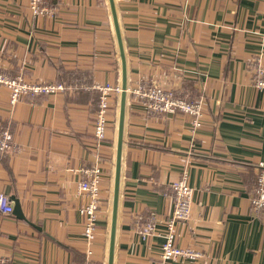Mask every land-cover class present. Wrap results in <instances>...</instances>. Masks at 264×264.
I'll list each match as a JSON object with an SVG mask.
<instances>
[{
    "label": "crops",
    "instance_id": "1",
    "mask_svg": "<svg viewBox=\"0 0 264 264\" xmlns=\"http://www.w3.org/2000/svg\"><path fill=\"white\" fill-rule=\"evenodd\" d=\"M0 0V71L72 89L10 103L0 85V131L16 148L1 152L0 190L15 196L25 220L0 213L4 264H106L118 95L111 94L108 135L97 141L96 85H120L119 56L107 0ZM128 90L113 264H264V211L254 213L259 162H264V0H115ZM202 101L200 126L176 112L148 113L134 96L157 83ZM192 100V101H196ZM98 163L101 200L91 253H86L78 192L80 170ZM193 188L190 218L174 225L175 243L203 252L163 260L156 229L171 214L169 184ZM11 204L12 201L10 200Z\"/></svg>",
    "mask_w": 264,
    "mask_h": 264
},
{
    "label": "built area",
    "instance_id": "2",
    "mask_svg": "<svg viewBox=\"0 0 264 264\" xmlns=\"http://www.w3.org/2000/svg\"><path fill=\"white\" fill-rule=\"evenodd\" d=\"M43 0H30V9L34 14L49 13L51 8L46 7ZM257 88L264 89V69L259 68V76L255 80ZM0 85L9 88L10 103L14 104L20 97H33L39 94H50L75 87L72 85H64L57 81H26L22 76L17 75L10 77L0 71ZM99 90L98 103L93 121V133L97 141L104 140L108 135V111L110 110L109 98L111 94L119 95L120 85H112L109 81H105L101 85H96ZM128 90V88H127ZM134 96L144 106L148 113H176L182 112L192 116L191 126L193 128L200 126V117L202 115V101H192L184 95L176 94L172 89L166 88L157 83H138L133 90ZM16 143L12 140V136L7 129L0 131V152L14 150ZM82 178L78 182V192L83 193L87 197V202L82 209L86 219L83 226V235L86 241V253H91V247L94 243L97 216L100 211L101 189L100 181L102 171L98 163H94L90 167L80 170ZM186 171L182 177L172 181L169 184V190L166 194L171 198L172 211L171 214L163 220L165 230L159 232L155 227L156 218L151 216L142 225L139 224L138 230L144 235H156L163 238L161 243V257L163 260H192L206 258L207 256L196 249L188 246H180L175 243L174 225L178 221H185L190 218L191 214V197L193 188L190 187L186 180ZM250 202L254 213L264 211V162H259L258 172L256 175L255 187L253 194L250 196ZM0 213L10 215L12 213V204L8 196L0 190ZM0 264H4V260L0 259Z\"/></svg>",
    "mask_w": 264,
    "mask_h": 264
},
{
    "label": "water",
    "instance_id": "3",
    "mask_svg": "<svg viewBox=\"0 0 264 264\" xmlns=\"http://www.w3.org/2000/svg\"><path fill=\"white\" fill-rule=\"evenodd\" d=\"M110 11L118 56L120 63V93L118 95L117 107V127H116V140H115V154L113 166V182H112V196L109 218V233H108V249L106 264H113L114 262V249L116 241V225L119 204V191H120V178H121V158L122 147L124 143V122H125V109L128 88V74L127 63L124 49V43L121 35L120 26L116 12L115 0H107ZM12 201V215L16 218L25 220V216L21 210L20 203L15 196H11Z\"/></svg>",
    "mask_w": 264,
    "mask_h": 264
},
{
    "label": "trees",
    "instance_id": "4",
    "mask_svg": "<svg viewBox=\"0 0 264 264\" xmlns=\"http://www.w3.org/2000/svg\"><path fill=\"white\" fill-rule=\"evenodd\" d=\"M184 86H185V89L190 92L191 100H196L197 94L195 92L194 82L193 81H187ZM180 95L183 96L182 94H180ZM1 161H3V156L0 152V162Z\"/></svg>",
    "mask_w": 264,
    "mask_h": 264
},
{
    "label": "rangeland",
    "instance_id": "5",
    "mask_svg": "<svg viewBox=\"0 0 264 264\" xmlns=\"http://www.w3.org/2000/svg\"><path fill=\"white\" fill-rule=\"evenodd\" d=\"M101 178H102V176H101Z\"/></svg>",
    "mask_w": 264,
    "mask_h": 264
}]
</instances>
